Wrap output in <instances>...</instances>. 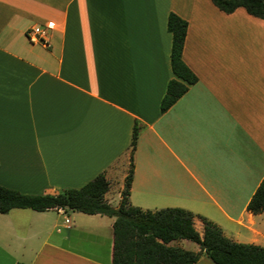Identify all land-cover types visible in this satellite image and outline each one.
Segmentation results:
<instances>
[{
  "label": "crops",
  "instance_id": "0c3cea01",
  "mask_svg": "<svg viewBox=\"0 0 264 264\" xmlns=\"http://www.w3.org/2000/svg\"><path fill=\"white\" fill-rule=\"evenodd\" d=\"M169 12L187 21L182 59L197 81L161 112ZM33 26L44 43L28 40ZM135 122L131 205L183 208L200 234L197 215L264 247V209H247L264 177V19L211 0H0V185L55 194L104 173L115 207ZM113 220L12 208L0 264H111Z\"/></svg>",
  "mask_w": 264,
  "mask_h": 264
},
{
  "label": "trees",
  "instance_id": "16d2710c",
  "mask_svg": "<svg viewBox=\"0 0 264 264\" xmlns=\"http://www.w3.org/2000/svg\"><path fill=\"white\" fill-rule=\"evenodd\" d=\"M211 2L225 13L241 7L248 14L264 19V0ZM166 27L171 33L169 61L173 77L167 82L160 100L161 112L170 107L190 84L197 81L195 73L182 59L187 21L169 12ZM138 133L139 125L135 122L131 133L128 170L117 206H112L104 198L109 181L104 173H99L81 187L63 189L55 194H27L0 185V213H6L12 208L36 211L61 208L113 217L111 264H194L201 254H205L215 264H264L263 246L233 241L224 235L217 224L205 217L197 215L203 223L200 234L194 227L196 215L189 210L179 207L150 210L130 204L133 152ZM247 209L252 213L264 209V177L250 198ZM179 239L194 242L199 250L192 251L169 244Z\"/></svg>",
  "mask_w": 264,
  "mask_h": 264
},
{
  "label": "built area",
  "instance_id": "2783aa9c",
  "mask_svg": "<svg viewBox=\"0 0 264 264\" xmlns=\"http://www.w3.org/2000/svg\"><path fill=\"white\" fill-rule=\"evenodd\" d=\"M47 34V28L46 27H37L33 26L30 27L26 31V36L30 42H45V37Z\"/></svg>",
  "mask_w": 264,
  "mask_h": 264
},
{
  "label": "rangeland",
  "instance_id": "374dc122",
  "mask_svg": "<svg viewBox=\"0 0 264 264\" xmlns=\"http://www.w3.org/2000/svg\"><path fill=\"white\" fill-rule=\"evenodd\" d=\"M79 212V211H78ZM72 213V212H71ZM82 213V212H81ZM54 214H55V212H54ZM185 247L186 248H188V249H192L194 246H195V244L193 243V242H191V241H186L185 242Z\"/></svg>",
  "mask_w": 264,
  "mask_h": 264
}]
</instances>
